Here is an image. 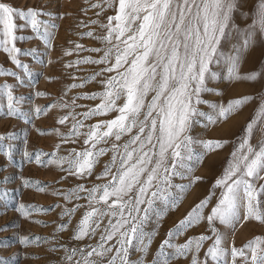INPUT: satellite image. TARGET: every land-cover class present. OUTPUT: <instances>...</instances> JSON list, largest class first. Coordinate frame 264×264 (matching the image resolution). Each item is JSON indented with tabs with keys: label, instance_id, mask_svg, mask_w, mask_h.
<instances>
[{
	"label": "rangeland",
	"instance_id": "obj_1",
	"mask_svg": "<svg viewBox=\"0 0 264 264\" xmlns=\"http://www.w3.org/2000/svg\"><path fill=\"white\" fill-rule=\"evenodd\" d=\"M0 2L22 10L33 8L39 13L35 17V30L29 21L14 18V23L23 27L15 29L13 35L23 39L4 37L3 26L0 25V40L8 39V48L19 49L9 53L0 45V137L4 138L0 140V229H4L0 230V259L6 264H69L65 259L66 249L95 245L100 231L107 224L105 218L101 230L92 238L74 239L79 221L89 210V200L86 191L77 193L70 200H66L64 194L78 185L90 189L106 183L110 177H97L110 161L112 152L108 151L99 158L90 176L69 174L65 170L67 163L58 161L61 157H69L73 150L89 149L91 145L84 143V134L88 129L118 115L115 111L87 118L84 115L101 104L99 96L96 99L90 97L105 90L102 81L116 74L103 72L96 75L107 65L84 62L103 57V51L91 49L109 46L100 39L106 35L101 25L107 24L108 17L116 13L104 0ZM260 2L235 0L230 28L226 29L227 35L218 46L223 56L219 63L210 65L212 71L218 73L217 79L207 81V86L214 91L202 93L201 100L206 103L198 104L197 108L216 117L213 105L226 106L231 100L244 96L252 99L227 118H217L214 123L209 122L206 116L195 119L187 133L195 141L191 146L194 154L190 162L191 170H182L183 175L172 177L170 194L176 203H170L167 208L157 203V211L163 208L161 215L157 217L153 213L144 225L145 233H151L147 251H131V264L138 261L154 264L157 258L162 264L165 256H160V245L165 239H169L172 245L163 250L168 264H192L193 256L200 264H245V258L239 255L233 261L232 248H243L250 264L251 250L244 246L256 237L264 238V223L254 219H240L232 224L221 223L218 219L209 223L206 219L221 197L222 189L214 187L215 181L227 168L232 153L245 137L246 126L253 121L260 104L264 102V31H261L257 17ZM93 5H101L104 10ZM89 32L93 35H86ZM246 39H250V43L245 48ZM236 49H241L239 73L242 76L251 72L260 73L255 81L224 78L228 67L225 57L235 55ZM9 92L13 97L12 115L8 114ZM146 99L150 100L151 94ZM117 103H123V99ZM37 109L41 111L37 112ZM65 116L68 119L60 123ZM77 121L83 125L78 129L79 134L73 129ZM126 139L127 136L122 137L118 143L122 144ZM206 141H220L223 146L209 150L204 147ZM249 143L253 146L264 143V123L256 122ZM111 144L110 139L106 145L97 147L110 148ZM196 156L200 157L198 161ZM256 184L259 187L264 180ZM210 194L208 204L200 210L205 218L169 237V231L175 233V226ZM21 205L24 206L22 210ZM77 205L80 207L70 218L61 215ZM240 215L243 217V211ZM62 223L66 225L63 230L59 228ZM216 234L221 236L220 247L226 250L219 262L206 257ZM201 235L209 238L202 242L198 251L194 242L192 250L185 255L177 253L180 245L190 239L195 241ZM25 237L29 242L21 243Z\"/></svg>",
	"mask_w": 264,
	"mask_h": 264
},
{
	"label": "snow or ice",
	"instance_id": "obj_2",
	"mask_svg": "<svg viewBox=\"0 0 264 264\" xmlns=\"http://www.w3.org/2000/svg\"><path fill=\"white\" fill-rule=\"evenodd\" d=\"M104 3L116 13L108 17L107 24L101 25L106 35L100 39L109 46L91 49L103 51V57L99 60L86 59L84 62L107 65L96 75L103 72L116 74L102 81L105 90L90 97L96 99L99 96L101 104L84 115L87 118L113 111L118 115L88 129L84 134V143L91 145L89 149L80 152L73 150L69 157H61L58 162L67 163L65 170L69 174L90 176L99 158L108 151L112 152L110 161L97 177H110L106 183L90 189L78 185L64 194V198L70 200L77 193L86 191L89 200V210L79 221L74 239L92 238L101 230L105 218L107 224L100 231L95 245L66 249L65 259L69 264H131V251L146 252L151 233H145L144 225L153 213L159 217L163 208L170 203L175 205L176 200L170 194L172 177L183 175L182 170H191L190 162L194 157L191 146L195 141L187 133L195 119L206 116L209 122L214 123L217 118H227L252 99L244 96L231 100L226 106L213 105L216 117L197 108L198 104L206 103L201 100V94L214 91L207 86V81L217 79L218 73L212 71L210 65L219 63L223 56L218 46L227 35L226 29L230 28L235 0H104ZM93 7L104 10L101 5ZM38 14L33 8L22 10L0 2V25L3 26L4 37L23 39L13 35L15 29L23 27L14 23V18L29 21L35 30V17ZM257 17L261 31H264V0L258 6ZM86 35L92 36L93 33ZM249 43L250 39H246L244 47ZM7 44L8 39L0 40L5 51H19L15 47L8 48ZM240 53L241 49H236L235 55L225 57L228 67L224 78L230 81H255L260 73L251 72L243 76L239 73ZM92 78L95 79V76ZM150 94L151 99L147 100ZM121 99L123 103L118 104ZM8 101V114L12 115L11 92L8 93ZM66 119L67 116L59 122L64 123ZM256 122L264 123V102L260 104L253 121L246 126L245 137L232 153L227 168L215 181L214 187L221 188L222 192L211 215L206 217L209 223L217 219L224 224H232L240 219L264 223V184L259 187L256 184L264 180V143L258 146L249 143ZM82 126L80 121L73 124L76 134H79L78 129ZM125 136L127 139L122 144L118 143ZM3 139L0 137V140ZM110 139V148L97 147L106 145ZM222 146L220 141L204 142V147L209 150ZM36 159L39 163V154ZM195 159L198 161L200 157L196 156ZM211 195L195 205L185 219L175 226V233L169 231L168 236L172 237L205 218L200 210L208 204ZM158 202L163 205L160 211L156 210ZM78 207L66 209L61 215L70 218ZM23 208L21 205V210ZM59 228L63 230L66 225L62 223ZM208 238L201 235L195 241L190 239L177 248V253L185 255L192 250L194 242L198 251ZM28 242L26 237L21 240V243ZM220 244L221 236L216 234L206 257L219 262L226 251ZM166 247H172L169 239L160 245V256H165L162 264H168L163 251ZM244 248L251 250L250 264H264V238L256 237ZM231 255L233 261L239 255L245 258V264H249L243 248H232ZM0 264L6 262L0 259ZM137 264L142 262L138 261ZM154 264H161L159 258ZM192 264H200L195 256Z\"/></svg>",
	"mask_w": 264,
	"mask_h": 264
}]
</instances>
